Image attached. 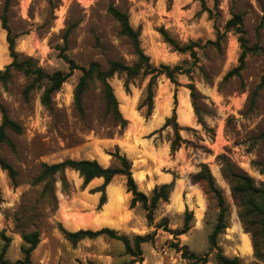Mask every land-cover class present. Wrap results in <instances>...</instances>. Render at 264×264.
<instances>
[{
	"label": "rangeland",
	"instance_id": "374dc122",
	"mask_svg": "<svg viewBox=\"0 0 264 264\" xmlns=\"http://www.w3.org/2000/svg\"><path fill=\"white\" fill-rule=\"evenodd\" d=\"M204 2L203 5L201 0H12L8 16L12 35L19 36L16 50L21 59H33L47 73L69 72L63 56L83 67L98 62L105 70L112 60L129 65L136 61L129 39L121 34L119 23L108 12L110 5L129 14L130 24L140 32L141 47L153 64L179 65L184 73L177 75L178 85L161 76L149 117L146 109H139L148 79L133 80L129 91L124 74L109 79L122 117L127 121L124 129L108 112L98 81L91 83L84 94V112L78 111L74 92L81 76L79 70L53 94L50 107L41 102L46 81L27 91L33 79L21 71H13L8 82H0V103L22 128L20 133L7 130L14 150L6 143L0 148V156L17 172L13 186L0 167V252L8 245L5 259L11 262L22 259V233L37 230L40 242L31 254L33 264L128 263L131 256L121 241L99 236L73 244L61 231L100 229H95L93 218L103 207L99 210L100 198L96 203V197L91 196L98 193L101 197V192H93L97 187H83L84 179L70 169L65 172L68 188H63L59 174L54 176L55 200L43 195L44 183H36L43 163L95 159L109 167L112 163L109 152L118 147L132 161L134 179L148 196L156 186L171 183L177 177L169 201L159 204L151 225L141 204L130 208L131 194L127 193L123 178L118 177L108 185V200L110 189L115 191L109 217L116 219L118 226L105 228L131 239L134 235H152L149 242L141 245L142 256L136 264H192L184 257L183 246L198 256L207 255L206 264H216L218 249L210 250L209 236L217 223L219 206L201 184L191 181V175L200 170L202 163L210 168L227 208V228L218 236L217 248L229 258L239 257L241 264H264V257L257 255L253 236L240 217L241 208L232 193L233 183L223 174L229 165L234 172L253 178L256 185L264 184V0ZM3 6L4 0H0V15ZM235 14L243 17L248 47L258 46L262 51L250 52L241 75L227 78V73L239 64L242 53L239 34L228 31L221 49L207 42L215 41ZM162 29L181 46L195 44V57L166 42ZM11 62L7 32L0 21V70ZM190 83L196 87V101L187 87ZM122 93L129 99L126 110L122 109ZM175 94L177 123L184 142L172 155L173 123L162 127L172 117ZM184 95L194 114L188 124L178 116ZM132 108L134 121L130 115ZM157 109L160 115L156 117ZM224 155L226 159L222 160ZM166 174L171 175L168 182L165 181L170 176ZM187 211L194 214L190 230L176 236L172 231L183 228ZM76 222L85 226L79 227ZM244 235L251 244L247 252L243 251ZM260 240L258 237L257 241Z\"/></svg>",
	"mask_w": 264,
	"mask_h": 264
},
{
	"label": "trees",
	"instance_id": "16d2710c",
	"mask_svg": "<svg viewBox=\"0 0 264 264\" xmlns=\"http://www.w3.org/2000/svg\"><path fill=\"white\" fill-rule=\"evenodd\" d=\"M216 1V0H215ZM12 0H4V6L2 14L0 15V21L2 29L7 32V43L9 48L10 57L12 62L7 65L4 70H0V82H8L12 76L13 71H21L26 76L33 79V82L28 89L34 87L35 85H42L46 81L45 89L43 91L41 102L44 106L50 107L52 103V97L55 92L61 89L62 85L67 81V79L72 75L75 70L81 72L78 84L76 85L74 92V100L76 108L80 113L84 112L83 99L89 85L95 81H98L102 85L103 98L105 101L106 108L109 113H111L115 120L124 129L127 126V121L122 117L119 109V102L114 93V89L111 86L109 79H111L115 74H124L126 76L125 87L129 91L130 83L135 79H148V84L145 90L144 97L139 106V109H146V116L149 117L152 114L154 108V98L156 95V90L158 87V81L161 76H165L170 79L173 83H177V75L184 73L181 66L177 65L171 67L170 65L160 64L155 65L151 62L148 55L145 54L140 43V32L132 27L129 21V14L125 11L120 10L114 5H110L108 12L117 20L120 25V32L123 36L127 37L132 45L133 52L136 56V61L129 65L120 60H112L109 62L108 69H103L101 64L98 62H92L88 67L79 66L72 59L63 56L64 59L69 64V72L65 73L62 71H57L54 73H47L42 68L38 67L36 63L31 58L21 59L20 53L16 50V40L18 35H12L11 29L9 27V16L8 12L11 6ZM204 5V0H201ZM206 9V8H205ZM228 31H234L239 34V42L242 48V53L239 58V64L232 70H230L226 77H233L241 75L242 70L245 67V60L250 52H257L262 49L258 46L252 48L248 47V42L245 36V28L243 17L240 14H235L226 23L225 31L223 33L218 32L215 41L207 42V45H211L217 49H221V44L226 38V33ZM162 35L172 47L180 52H190L193 57H195V51L193 46L195 44H190L186 46H181L175 39H173L168 32L164 29L161 30ZM264 82V77L262 83ZM191 91V97L193 101L197 99V90L193 83L187 86ZM174 108L171 118H167L162 129L170 126L173 123L174 130V140L171 143V154L174 155L184 142L180 135V126L177 123V95L174 96ZM0 111L2 113V123L0 124V148L6 143L13 150L15 145L9 139L7 135V130L11 129L17 133L22 131L21 126L12 120L4 106L0 103ZM264 137V134L262 135ZM112 158V163L109 167L102 166L97 160L93 159H66L61 162L48 164L43 163L41 172L36 178V183H44L43 195L48 196L55 200L54 193V176L59 174L61 177L63 188H68L69 181L65 176L67 169H71L79 174L81 178L84 179L83 187L89 185V183L95 178H103L104 183L95 188L93 192H101L100 201L98 204V209L100 210L102 206L107 202L106 198V188L110 183H115L118 177L124 179L125 187L127 193L131 194L130 208H135L137 204H141L143 209L146 211V218L148 223L151 225L154 221V213L161 202H168L169 196L174 190L176 179L174 177L171 183L162 184L156 186L150 196L142 192L133 176L132 172V161L125 155L121 154L118 147L114 152H109ZM222 160L226 159V156H221ZM0 167L8 175L13 186H16V170L0 156ZM200 170L191 175V181L193 183H199L205 189L206 194L213 195L219 206V214L217 218V223L214 227L212 234L209 236L210 250L218 249L215 255L216 264H241L239 257L229 258L223 254L220 248H217V238L223 233L227 228V208L225 206V201L223 194L219 188L216 187L214 182V177L210 171L207 164H200ZM264 169V167H263ZM223 174L225 177L233 183L232 193L239 203L241 208L240 217L243 221L245 229L250 232L254 239V247L256 249L257 255L259 257H264V251L260 242L257 241L258 237H262L264 233V184L256 185L253 178L248 175L240 174L234 172L229 165L223 169ZM56 209V202L54 201ZM194 218L192 212H186L185 221L183 228L181 230L172 231L176 236L187 233L190 230V223ZM65 238L71 241L73 244L79 241L89 238L94 239L99 236H107L111 239L121 241L125 245L126 253L131 256V260L125 264H136L139 262V257L142 256L141 245L149 242L152 235H134L133 238H129L127 235L120 234L118 231L110 228H102L100 230L92 229H79L77 231H68L64 228L61 229ZM22 238L24 241L23 255L22 259L15 262H11L5 259V254L8 249V245H5L0 252V264H33L31 259L32 252L36 249L40 242V233L35 230L31 232L22 233ZM175 247H179L178 244ZM183 250V255L188 260L193 261L192 264H196L201 261L202 264L208 262L207 255L198 256L188 250L186 246L181 248Z\"/></svg>",
	"mask_w": 264,
	"mask_h": 264
},
{
	"label": "bare ground",
	"instance_id": "6f19581e",
	"mask_svg": "<svg viewBox=\"0 0 264 264\" xmlns=\"http://www.w3.org/2000/svg\"><path fill=\"white\" fill-rule=\"evenodd\" d=\"M212 96L215 98V94L211 93ZM123 100V107L122 109L123 110H126L127 109V104L129 103V99H127L125 97V95L122 93V99ZM129 109V108H128ZM131 110V119L132 121L135 120V117H134V113H133V108L130 109ZM160 115V112L159 110L157 109L156 111V117ZM193 110H192V107H191V104H190V101L189 99L187 98V96H183L181 101H180V106H179V109H178V116H179V120L183 123H190L191 120L193 119ZM155 117V120H157ZM154 123V122H153ZM142 178V177H141ZM110 197H109V201L104 205L103 207V211H102V214L97 218L95 219L93 222H94V227L96 226H99L101 224H106L108 226H111V227H116L118 226V223L117 222H114V220L112 218H110V209H111V205H112V198H113V192L115 194V191H113V188L110 189ZM119 192V191H118ZM116 192V194L118 193ZM199 208H200V211L202 210L203 208V203H202V200L200 199L199 201ZM77 226H82L84 227L85 224L82 223V222H76ZM91 224V223H90ZM121 224V223H120ZM119 224V225H120ZM93 225V224H92ZM251 248V244H250V241H249V238L244 235L243 237V251L247 252L249 251Z\"/></svg>",
	"mask_w": 264,
	"mask_h": 264
},
{
	"label": "crops",
	"instance_id": "0c3cea01",
	"mask_svg": "<svg viewBox=\"0 0 264 264\" xmlns=\"http://www.w3.org/2000/svg\"><path fill=\"white\" fill-rule=\"evenodd\" d=\"M107 157H108V161H110L111 160V158H110V156L109 155H107ZM71 170V169H70ZM166 175H168V176H170V178L168 179V180H166L165 182H168V181H170V179H171V175L170 174H166ZM146 178V177H145ZM147 180V182H149L148 180L149 179H146ZM104 183V180H103V178H95L94 180H92L90 183H89V185L88 186H90V187H93V188H95V187H99V186H101L102 184ZM107 190H108V186H107V188H106V192H107ZM143 192V191H142ZM145 193V192H144ZM92 197H96L95 199H96V203L99 201V198H100V196H99V194L98 193H95V194H92L91 195ZM107 196H108V193H107ZM109 200L107 199V202H108ZM106 202V203H107ZM105 203V204H106ZM104 204V205H105ZM104 205L102 206V207H104ZM102 211H103V209L97 214V216H95L94 218H93V220H95V219H97L101 214H102ZM113 218V217H112ZM114 220H116V219H114ZM117 221V220H116ZM119 222V221H118ZM121 223V222H120ZM104 226V227H103ZM107 225L106 224H101V225H99V226H96V228L95 229H98V228H100V229H102V228H105ZM122 226V225H121ZM121 226H119V228L121 227ZM119 228H116V229H119ZM99 229V230H100ZM242 246V245H241Z\"/></svg>",
	"mask_w": 264,
	"mask_h": 264
},
{
	"label": "water",
	"instance_id": "95a60500",
	"mask_svg": "<svg viewBox=\"0 0 264 264\" xmlns=\"http://www.w3.org/2000/svg\"><path fill=\"white\" fill-rule=\"evenodd\" d=\"M261 246H262V249L264 251V233H263V235L261 237Z\"/></svg>",
	"mask_w": 264,
	"mask_h": 264
}]
</instances>
